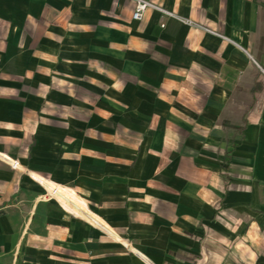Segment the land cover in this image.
<instances>
[{
	"label": "crops",
	"instance_id": "crops-1",
	"mask_svg": "<svg viewBox=\"0 0 264 264\" xmlns=\"http://www.w3.org/2000/svg\"><path fill=\"white\" fill-rule=\"evenodd\" d=\"M151 1L0 0V264H264V0Z\"/></svg>",
	"mask_w": 264,
	"mask_h": 264
},
{
	"label": "built area",
	"instance_id": "built-area-1",
	"mask_svg": "<svg viewBox=\"0 0 264 264\" xmlns=\"http://www.w3.org/2000/svg\"><path fill=\"white\" fill-rule=\"evenodd\" d=\"M134 3L133 19L135 20H142L149 9L158 10L164 18L175 17L173 12L159 6L151 0H134ZM161 25L162 27H165V22H162ZM14 165L18 166L16 163H14Z\"/></svg>",
	"mask_w": 264,
	"mask_h": 264
}]
</instances>
